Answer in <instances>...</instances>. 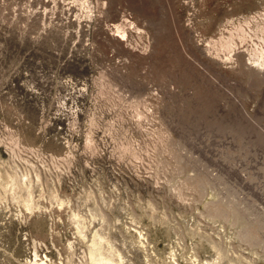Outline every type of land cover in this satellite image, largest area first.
Returning <instances> with one entry per match:
<instances>
[{
  "label": "rangeland",
  "instance_id": "obj_1",
  "mask_svg": "<svg viewBox=\"0 0 264 264\" xmlns=\"http://www.w3.org/2000/svg\"><path fill=\"white\" fill-rule=\"evenodd\" d=\"M253 17L264 0H0V171L33 193L0 188V264H91L93 241L111 264H264Z\"/></svg>",
  "mask_w": 264,
  "mask_h": 264
},
{
  "label": "bare ground",
  "instance_id": "obj_2",
  "mask_svg": "<svg viewBox=\"0 0 264 264\" xmlns=\"http://www.w3.org/2000/svg\"><path fill=\"white\" fill-rule=\"evenodd\" d=\"M255 20V28L252 29L251 24ZM257 22V17L249 18L244 26L238 27L236 35L238 39L237 43L244 47L248 60L251 61V66L259 70L258 73L264 78V28ZM235 44L234 35L231 33L222 42L221 46L231 51ZM0 188L7 190L11 199L21 202L26 210L31 211L33 209L31 183L27 180L26 175H22V178H19L16 173H2L0 171ZM23 191L25 195H23ZM35 257H38L37 253H35ZM89 257L91 264H111L113 262L112 258L104 255L100 243L96 241H93L89 247ZM38 259L29 260L28 264H45Z\"/></svg>",
  "mask_w": 264,
  "mask_h": 264
}]
</instances>
